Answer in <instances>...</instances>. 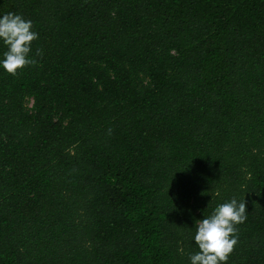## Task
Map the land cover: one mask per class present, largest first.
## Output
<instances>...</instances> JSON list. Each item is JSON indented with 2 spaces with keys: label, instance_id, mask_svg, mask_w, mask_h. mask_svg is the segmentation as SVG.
I'll use <instances>...</instances> for the list:
<instances>
[{
  "label": "trees",
  "instance_id": "16d2710c",
  "mask_svg": "<svg viewBox=\"0 0 264 264\" xmlns=\"http://www.w3.org/2000/svg\"><path fill=\"white\" fill-rule=\"evenodd\" d=\"M9 11L39 37L36 64L0 69V264H189L232 197L226 264H264V0Z\"/></svg>",
  "mask_w": 264,
  "mask_h": 264
},
{
  "label": "clouds",
  "instance_id": "9594fccd",
  "mask_svg": "<svg viewBox=\"0 0 264 264\" xmlns=\"http://www.w3.org/2000/svg\"><path fill=\"white\" fill-rule=\"evenodd\" d=\"M38 37L31 20L11 11L0 14V43L5 46L0 69L16 75L24 67L36 64L29 54L32 42ZM37 55H42L39 49ZM247 215L245 199L232 197L196 220L193 240L198 251L189 253V264H226L238 243L237 226L246 221Z\"/></svg>",
  "mask_w": 264,
  "mask_h": 264
},
{
  "label": "rangeland",
  "instance_id": "374dc122",
  "mask_svg": "<svg viewBox=\"0 0 264 264\" xmlns=\"http://www.w3.org/2000/svg\"><path fill=\"white\" fill-rule=\"evenodd\" d=\"M28 105L30 106V103H28Z\"/></svg>",
  "mask_w": 264,
  "mask_h": 264
}]
</instances>
